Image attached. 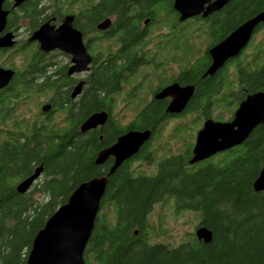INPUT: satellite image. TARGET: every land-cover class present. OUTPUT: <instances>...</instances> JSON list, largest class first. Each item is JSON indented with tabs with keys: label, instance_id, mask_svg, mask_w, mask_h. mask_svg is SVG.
Returning a JSON list of instances; mask_svg holds the SVG:
<instances>
[{
	"label": "trees",
	"instance_id": "16d2710c",
	"mask_svg": "<svg viewBox=\"0 0 264 264\" xmlns=\"http://www.w3.org/2000/svg\"><path fill=\"white\" fill-rule=\"evenodd\" d=\"M106 1L108 7L101 5L105 10L98 15L107 16L111 5ZM174 1L129 0L132 7L155 8V20L170 24L177 16ZM263 10L264 0H231L207 19L179 23L178 79L195 85L196 93L186 113L174 119L154 100L144 111L143 103L133 101L131 108L141 113L130 123L115 118L109 95L117 88L105 86L106 73L99 78L96 99L66 107L60 86L50 82L53 110L43 115L39 107L48 94L31 83L29 56L0 55V67L18 71L0 91V264H26L34 238L74 190L107 175L112 160L97 166L99 153L132 130H150L152 137L109 178L84 253L86 264H264V192L253 188L264 164V125L243 145L189 164L207 119L231 121L248 95L264 92V25L240 56L203 78L211 64L208 51ZM133 68L129 78L136 76ZM102 111L108 122L81 133L86 119ZM39 167V180L20 195L17 186ZM185 215L191 216L193 230L176 236L168 221ZM201 226L213 232L211 244L196 238Z\"/></svg>",
	"mask_w": 264,
	"mask_h": 264
},
{
	"label": "flooded vegetation",
	"instance_id": "af4514ba",
	"mask_svg": "<svg viewBox=\"0 0 264 264\" xmlns=\"http://www.w3.org/2000/svg\"><path fill=\"white\" fill-rule=\"evenodd\" d=\"M105 2L107 3L106 0H26L23 5L15 8L13 0H5L3 10L8 12L7 24L4 31L0 33V38L12 34L15 45L11 49H0V55L29 56V61L33 66L31 83L35 87L43 86L42 94L44 92L48 94V98L41 99L43 104L39 107L43 115L48 116L53 110L52 91L48 90L50 82L53 81L54 84L60 86V100H65L64 106L66 107L68 103H82L89 99H96L97 88L100 86L99 78L106 73L108 79L105 78V86L117 88L109 95L110 102L114 105L112 115L115 118H126L127 114H132V112L136 116L142 110L144 111V108L153 100L163 103V113L169 119L182 117L195 96L196 86L182 84L178 79L180 67L176 60L180 50L177 31L180 23L179 14L175 12L177 16L171 17L170 24V20L167 19L164 20L165 22L155 20L154 16L157 14L155 8L132 7L129 0H110L111 9L106 12L107 16L98 15L100 9H106L108 4L106 5ZM69 18L72 19L71 39L63 38L61 50L43 52L39 41L33 40L34 34L45 25L55 30L65 28L64 30L67 31ZM78 52L82 56L86 54L89 63L86 70L72 72L76 66L74 54ZM54 59L57 60L54 61ZM19 61L18 68H22L23 61ZM85 61L86 59L82 60L83 63ZM134 65L136 76L129 78L130 75L126 73L134 69ZM10 70L18 75L17 70ZM112 72L115 74L110 76ZM115 76L121 78V83L113 79ZM115 82L119 85L111 86ZM173 84L181 87H195L194 96L181 115L166 113L172 101L171 97L157 99V95ZM80 86V94L72 98L75 89ZM133 101L144 104L141 111L134 112L131 108ZM45 105L52 107L51 111L46 114L42 111ZM110 159L112 167L115 159Z\"/></svg>",
	"mask_w": 264,
	"mask_h": 264
},
{
	"label": "water",
	"instance_id": "95a60500",
	"mask_svg": "<svg viewBox=\"0 0 264 264\" xmlns=\"http://www.w3.org/2000/svg\"><path fill=\"white\" fill-rule=\"evenodd\" d=\"M5 0H0V33L7 24L8 12L3 10ZM15 8L23 5L26 0H13ZM231 0H175L174 11L179 14V22L184 23L190 19L201 17L207 19L223 10ZM72 19H68L67 27L55 30L49 25L37 31L33 40L39 41L43 52H50L63 48V38L71 39L73 30ZM264 25V10L254 18L246 21L219 44L212 47L208 54L212 60L203 78L213 77L226 64L238 57L249 45L256 30ZM15 45L13 35L7 34L0 38V49H11ZM87 57V58H86ZM86 59L83 63L82 60ZM76 66L72 72L86 70L89 58L79 52L74 54ZM15 72L0 67V91L6 89L12 82ZM81 92V86L76 88L72 98ZM194 86L181 87L173 84L165 88L157 99L172 98L166 111L170 115H181L193 98ZM52 107L45 105L43 113L50 112ZM109 116L100 112L90 116L81 126V133H87L108 122ZM264 125V92L248 95L238 106L233 119L227 122L207 119L198 131L191 166L203 163L213 157L243 145L252 133ZM152 131H130L121 136L117 143L101 151L96 159L97 166L104 165L110 158H114V165L108 174L94 178L80 184L70 195L68 201L47 220L44 228L34 238L26 264H86L84 253L92 237L95 222L101 209V201L105 195L109 178L114 175L121 165L138 155L141 148L151 139ZM43 168L39 167L34 174L23 180L16 188L20 195L31 190L39 180ZM256 193L264 192V164L259 176L253 183ZM137 234V233H136ZM196 238L205 244L213 241V232L205 226L199 227L195 232ZM1 237V232H0Z\"/></svg>",
	"mask_w": 264,
	"mask_h": 264
},
{
	"label": "rangeland",
	"instance_id": "374dc122",
	"mask_svg": "<svg viewBox=\"0 0 264 264\" xmlns=\"http://www.w3.org/2000/svg\"><path fill=\"white\" fill-rule=\"evenodd\" d=\"M56 60L57 59H54V61H56ZM127 115L128 116L126 117V121H125L124 124L130 123V121L133 120V118L135 116L133 112H132V114H127ZM158 211H159V208H157V212ZM190 217H191L190 215H185V216H183L181 218L169 220L168 221V228L172 229L171 231L176 236L181 234L182 232H184L186 230L192 231L193 230V228H192V220L190 219Z\"/></svg>",
	"mask_w": 264,
	"mask_h": 264
},
{
	"label": "bare ground",
	"instance_id": "6f19581e",
	"mask_svg": "<svg viewBox=\"0 0 264 264\" xmlns=\"http://www.w3.org/2000/svg\"><path fill=\"white\" fill-rule=\"evenodd\" d=\"M218 44H219V43H218ZM215 46H216V45H215ZM244 50H245V49H244ZM244 50H243V51H244ZM243 51H242V52H243ZM242 52H241V53H242ZM239 56H240V55H239ZM210 66H211V65H210ZM207 70H208V69H207ZM207 70H206V71H207ZM205 73H206V72H205ZM205 73H204V74H205ZM226 122H227V121H226ZM80 130H81V129H80Z\"/></svg>",
	"mask_w": 264,
	"mask_h": 264
}]
</instances>
